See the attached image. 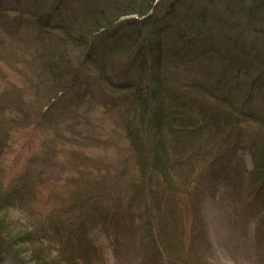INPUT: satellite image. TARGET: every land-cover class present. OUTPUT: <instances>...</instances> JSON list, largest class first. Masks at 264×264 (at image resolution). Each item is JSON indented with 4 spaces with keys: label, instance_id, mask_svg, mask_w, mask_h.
Segmentation results:
<instances>
[{
    "label": "rangeland",
    "instance_id": "1",
    "mask_svg": "<svg viewBox=\"0 0 264 264\" xmlns=\"http://www.w3.org/2000/svg\"><path fill=\"white\" fill-rule=\"evenodd\" d=\"M153 1L150 49L101 70L118 26L101 29L99 66L59 91L49 43L86 2L0 0V264H264V21L251 9L264 0L229 17L255 29L251 61L196 41L193 0ZM116 75L132 85L106 84ZM147 84L144 120L133 92Z\"/></svg>",
    "mask_w": 264,
    "mask_h": 264
},
{
    "label": "trees",
    "instance_id": "2",
    "mask_svg": "<svg viewBox=\"0 0 264 264\" xmlns=\"http://www.w3.org/2000/svg\"><path fill=\"white\" fill-rule=\"evenodd\" d=\"M83 2L86 3L81 4L80 9L75 7V11L69 15L68 21L66 22L68 24L64 23L65 25L63 26H56L59 28V32L49 43L48 58L53 59V64L56 65L54 67H58L59 65L60 67H62V65L64 66V69L56 68L52 78L53 84L58 85L60 83L62 85L61 87H64L65 89L73 86V83L77 81L79 73H82L83 68L88 66V62H92L99 66L97 64L99 62L96 60V55H94L92 49L93 45L90 42L91 38L98 37L99 30H112L118 26L112 30V37L114 38L112 45H107L108 48L104 47L102 49L104 59H102L103 65L100 66L101 70L105 68L109 69L110 67L108 66H111L113 59L118 57L116 53L118 51L124 52L127 49L129 50V47H132V54L134 56H140L142 52L141 49L148 50L151 48V40L156 35L157 28L155 27L157 25V9L155 6L157 4L153 6V0H112V4L108 3V0H103L104 3L101 10H98V4L94 5V2L92 3L89 2V0H82V3ZM242 2H244V0H193L190 2V5H187L185 11L186 13L190 12L188 10L192 11L187 20L193 25L192 29L189 28V32L195 33L194 36H196V41L198 42H203L205 45L210 42L211 47H213L212 42L215 40H225L231 48V52L234 51L236 54H240L243 61L250 60L249 52L241 49L242 47L246 49V46H248L247 43H254L253 38H255V33L253 32L255 29H241L237 22L238 20L229 19L233 14H238L239 16L241 14L244 15V9L239 7ZM172 4L173 10L174 6L177 5V0ZM209 6H214L216 11L214 17L211 15L210 21H208L207 18V9ZM260 8L262 7L259 4L252 5L251 7V9H254L258 14H262L259 21H264L263 10ZM132 14L137 15V18H133L132 21L138 24V27L141 25V27L128 38L124 36V33H120L116 37L117 30L121 31V29L124 28L125 23L129 21L122 20L120 22L118 21L119 17ZM170 18L172 23L177 27V20H174V14L171 15ZM144 25L149 26L148 28H145V32L142 35L141 31ZM170 25L171 24L168 23L163 28L168 29V27L170 28ZM185 34V31L181 34L183 39ZM131 37L133 38L131 39ZM153 44L155 48L159 50L164 43L162 42V39H158ZM168 44L173 45L175 44V41L169 40ZM135 46L136 49H138L137 51H135ZM193 47H196V45H193ZM205 49L207 48L205 47ZM240 57L235 58L232 55L229 56V58L233 60L240 59ZM145 62L146 67H148V61L145 60ZM149 69L152 70L153 66L149 65ZM122 76L126 77V75ZM61 78L64 79L61 80ZM114 78L119 82L118 80L121 76L116 75ZM120 83L121 82H119L118 86L122 89H126L129 85H132V82ZM151 91H153V89L150 84L145 85L141 90L138 88L136 92L135 90L134 92L132 91L135 94L134 96L138 99L139 113L144 117V120L149 118V113L146 109L148 108Z\"/></svg>",
    "mask_w": 264,
    "mask_h": 264
}]
</instances>
